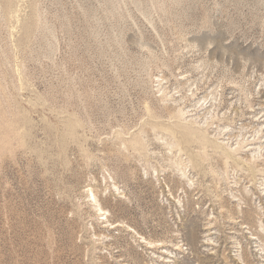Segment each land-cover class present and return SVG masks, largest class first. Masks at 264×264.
<instances>
[{
    "label": "rangeland",
    "instance_id": "374dc122",
    "mask_svg": "<svg viewBox=\"0 0 264 264\" xmlns=\"http://www.w3.org/2000/svg\"><path fill=\"white\" fill-rule=\"evenodd\" d=\"M0 264H264V0H0Z\"/></svg>",
    "mask_w": 264,
    "mask_h": 264
}]
</instances>
